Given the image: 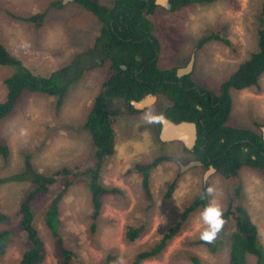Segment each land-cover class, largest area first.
<instances>
[{
  "label": "rangeland",
  "instance_id": "rangeland-1",
  "mask_svg": "<svg viewBox=\"0 0 264 264\" xmlns=\"http://www.w3.org/2000/svg\"><path fill=\"white\" fill-rule=\"evenodd\" d=\"M114 0H100L111 5ZM264 0H215L194 4L170 12L159 4L152 19L162 51L159 68H184L196 52L193 81L198 87L218 93L221 84L258 49L259 15ZM45 13L41 24L26 19ZM101 22L89 10L72 0H0V40L14 56L34 74L49 76L85 52L99 36ZM216 35L198 48L204 37ZM108 66L84 74L69 89L59 104L53 96L24 92L13 113L0 122V134L10 147V157L0 155V178L24 175L0 186V212L8 215L0 223V232L10 235L0 241V264H19L28 247L27 234L20 224L18 208L34 187L31 173L51 175L60 167L82 168L93 164V142L83 125L102 89ZM12 68L0 66V103L6 98L4 80ZM233 109L228 125L258 131L264 130V74L259 87L233 91ZM165 97L139 114L125 110L122 100L110 103L115 120L116 152L104 166L102 179L108 188H119L122 195L104 197L102 213L93 229L92 204L84 179L78 180L59 205V232L64 245L73 252L74 264H136V256L156 245L181 218L185 207L202 191L215 189V199L223 212L229 207L234 189L241 185L239 202L258 226L264 246V171L243 168L239 176L226 179L204 166L183 170L180 165L194 161L180 141L162 143L158 121L147 123L146 113H162L170 104ZM164 156L168 159L151 170L154 204L146 202L141 176L136 170L140 162ZM94 161V156H93ZM28 177V178H27ZM176 183L170 199L165 198L169 186ZM59 184L51 192L40 195L33 203L35 226L47 250L42 264H59L61 251L57 240L45 224V214L59 192ZM210 201L213 197L209 196ZM203 209L193 212L180 232L157 257L141 264H191L190 257L201 264H228L235 222L225 224L217 243H204L200 232L206 227L199 219ZM144 226V233L134 242L125 238L128 226ZM220 246L212 252L211 246ZM248 264H257L255 256Z\"/></svg>",
  "mask_w": 264,
  "mask_h": 264
},
{
  "label": "trees",
  "instance_id": "trees-1",
  "mask_svg": "<svg viewBox=\"0 0 264 264\" xmlns=\"http://www.w3.org/2000/svg\"><path fill=\"white\" fill-rule=\"evenodd\" d=\"M215 0H170L173 11L194 4L211 3ZM76 3L89 10L101 22L99 36L94 45L84 53L78 54L71 62L49 76L34 74L24 63L14 56L0 40V66L9 67L13 72L5 78L6 98L0 103V122L15 110L24 92L57 97L59 104L67 95L71 86L85 72L110 63L107 79L102 92L95 98L84 128L92 136L93 164L80 166H62L51 175L31 173L29 179L34 187L22 200L17 215L20 224L27 234L28 247L23 252L19 264H42L47 255L46 244L35 226L33 203L40 195L51 192V186L59 184V192L52 200L45 214V224L52 236L57 240L61 251L59 264H74V254L69 250L59 232V205L78 180L84 179L91 196L93 229L102 213L104 197L122 195L119 188H108L102 179L106 161L116 152L115 120L109 108V99L126 101L127 112L137 114L131 106V100H139L148 94L162 95L170 104L163 116L179 123L182 121L197 124L198 139L192 151L194 160L201 161L204 167L213 166L219 175L226 179L239 176L243 168H256L264 171V137L252 129L235 128L228 125L233 109V91H241L259 87L264 74V3L259 15L258 49L253 52L239 67L221 84L218 93L210 92L196 86L191 75L178 77L177 68L162 70L158 61L162 49L160 40L155 34L156 25L150 17L158 8L156 0H114L110 6L101 4L99 0H75ZM45 13L34 15L27 21L41 24ZM216 35L202 38L198 48L215 39ZM161 125V124H160ZM10 147L0 134V155L7 160ZM94 156V161H93ZM168 158L160 156L152 161L140 162L136 170L141 176L143 196L147 203L154 204L151 190V170L158 167ZM28 178V177H27ZM24 179V175L11 178H0V186L10 180ZM173 182L165 198L170 199L175 191ZM208 186H203L201 193L189 203L181 214L180 221L169 230L161 241L151 248L140 252L136 264L159 256L169 242L180 232L184 222L196 210L204 209L210 202L207 195ZM241 185L234 189L229 207L223 212L225 224L229 220L235 222V231L229 249L228 264H248V257L255 256L257 264H264V246L260 241L258 226L252 221L245 206L239 202ZM8 215L0 212V223H7ZM223 229L215 239V243L223 234ZM144 233V226H128L125 238L136 241ZM9 230L0 232V241H5ZM221 245L211 246L213 253ZM191 264H201L200 258L190 257Z\"/></svg>",
  "mask_w": 264,
  "mask_h": 264
},
{
  "label": "water",
  "instance_id": "water-1",
  "mask_svg": "<svg viewBox=\"0 0 264 264\" xmlns=\"http://www.w3.org/2000/svg\"><path fill=\"white\" fill-rule=\"evenodd\" d=\"M156 4L157 5L163 4L169 8L168 0H157ZM194 65H195V54L192 55V59L186 67L179 69L178 76L182 77L185 75H190L193 72ZM158 99L159 97L157 95L148 94L143 98H141L140 100H133L132 105L135 107L136 110L141 111L154 105ZM160 123H161V131L159 133V139L163 143L180 141L187 149L193 150L198 139V129L196 123L187 122V121L176 123L165 116H163L162 119H160ZM180 165L182 166L183 170H185L197 166H203L204 164L201 161L194 160L188 163L187 165H183L181 163ZM211 171H216V169L214 167H210L209 173ZM0 249H3V245H1Z\"/></svg>",
  "mask_w": 264,
  "mask_h": 264
},
{
  "label": "clouds",
  "instance_id": "clouds-1",
  "mask_svg": "<svg viewBox=\"0 0 264 264\" xmlns=\"http://www.w3.org/2000/svg\"><path fill=\"white\" fill-rule=\"evenodd\" d=\"M143 119L147 123H153L158 119H162V117L158 118L153 116L151 113H146ZM214 194L215 189L213 187H208L207 195L213 197V199L206 205L199 217V219L206 226L199 235L200 240L204 243H213L225 224V220L223 218V208L217 199H215ZM117 264H123V261L120 260Z\"/></svg>",
  "mask_w": 264,
  "mask_h": 264
},
{
  "label": "flooded vegetation",
  "instance_id": "flooded-vegetation-1",
  "mask_svg": "<svg viewBox=\"0 0 264 264\" xmlns=\"http://www.w3.org/2000/svg\"><path fill=\"white\" fill-rule=\"evenodd\" d=\"M100 1V0H99ZM157 1V0H156ZM169 1V8L166 6V5H164L163 7L164 8H166L168 11H170V12H176V11H173V9H172V6H171V3H170V0H168ZM158 6V8H159V5H157ZM157 8V9H158ZM184 8V7H183ZM182 9V8H181ZM180 9V10H181ZM179 11V10H178ZM96 39L97 38H95L94 39V42H93V44H92V46L94 45V43H95V41H96ZM159 39V38H158ZM91 46V47H92ZM90 48V47H89ZM88 49V48H87ZM198 49V46L196 47V49L195 50H197ZM162 50V49H161ZM193 54H195V59H196V52H194ZM192 54V55H193ZM160 55H161V53H160ZM191 59H192V56L190 57V60H189V62L191 61ZM159 60H160V58H159ZM189 62L187 63V65L189 64ZM158 63H159V61H158ZM108 66V69H109V66H110V63L109 62H106L105 64H104V66ZM159 65V64H158ZM103 67V66H102ZM97 68H99V67H97ZM97 68H95V69H97ZM95 69H93V70H95ZM169 69H172V68H169ZM169 69H166V70H169ZM179 69L180 68H177L176 70V73H177V76H178V71H179ZM93 70H91V71H93ZM88 72H90V71H87V72H85V74L86 73H88ZM191 75V74H190ZM185 76H188V75H185ZM179 77V76H178ZM182 77H184V76H182ZM106 79H107V75H106V77H105V80H104V83H103V86H104V84H105V82H106ZM196 84V83H195ZM103 86H102V88H103ZM197 86V85H196ZM198 87V86H197ZM199 88H202V87H199ZM203 89H206V88H203ZM102 90H104L105 91V88L104 89H101L100 90V92L95 96V98L102 92ZM206 90H208V91H210V92H213V91H211V90H209V89H206ZM214 93V92H213ZM159 98H161L162 97V95H157ZM163 97H165V96H163ZM95 98H94V100H95ZM168 101H169V99L167 98V97H165ZM113 100H122V99H109V108H110V103H111V101H113ZM140 100V99H139ZM159 100V99H158ZM158 100L156 101V103L158 102ZM123 102H124V105H125V110L127 111V104H126V101L125 100H122ZM132 101L133 100H131L130 101V104H131V106L134 108V110L135 111H138L139 113H141L142 111H145V110H148L149 108L151 109V107L152 106H154V105H152V106H150V107H148V108H146V109H144V110H136L135 109V107L132 105ZM94 102V101H93ZM170 103V102H169ZM167 108V107H166ZM166 108L162 111V113H160V114H158V115H156V117H163V112L166 110ZM91 110V109H90ZM139 113H137V114H139ZM89 115V114H88ZM88 115H87V117H88ZM132 115H136V114H132ZM87 117H86V119H87ZM166 117V116H165ZM230 119V118H229ZM171 120V119H170ZM158 121V123H160V119H158L157 120ZM85 122H86V120H85ZM85 122H84V125H85ZM228 122H229V120H228ZM161 124V123H160ZM84 125H83V127H84ZM236 128V127H235ZM85 129V128H84ZM86 130V129H85ZM262 131H264V130H262ZM87 132H89L88 130H87ZM90 133V132H89ZM160 133V132H159ZM256 133H258V131L256 130ZM262 134H264V132L262 133ZM91 135V134H90ZM264 137V136H263ZM91 138H92V136H91ZM161 141V140H160ZM162 142V141H161ZM163 143V142H162ZM194 149V148H193ZM189 150V149H188ZM190 151H192V150H190ZM196 160V159H195ZM210 167H213V166H210ZM210 167H208V169L210 170ZM215 172H217V170L215 171Z\"/></svg>",
  "mask_w": 264,
  "mask_h": 264
},
{
  "label": "crops",
  "instance_id": "crops-1",
  "mask_svg": "<svg viewBox=\"0 0 264 264\" xmlns=\"http://www.w3.org/2000/svg\"><path fill=\"white\" fill-rule=\"evenodd\" d=\"M107 6V5H106ZM108 6H110V5H108ZM102 28V27H101ZM160 40V39H159ZM92 45H90V46H88V47H91ZM87 49V48H86ZM260 234V233H259Z\"/></svg>",
  "mask_w": 264,
  "mask_h": 264
}]
</instances>
